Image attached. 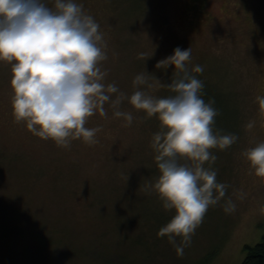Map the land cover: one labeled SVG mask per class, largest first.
Here are the masks:
<instances>
[{"label": "rangeland", "instance_id": "1", "mask_svg": "<svg viewBox=\"0 0 264 264\" xmlns=\"http://www.w3.org/2000/svg\"><path fill=\"white\" fill-rule=\"evenodd\" d=\"M43 2L53 7L54 0ZM76 2L100 26L107 45V59L98 65L107 72L103 83L119 89L111 100L124 94L119 110L133 120L128 125L115 117L108 102L107 115L97 113L85 125L101 129L95 144L76 139L65 148L36 137L13 116L11 65L0 61V264H240L243 246L264 235V180L242 156L264 142L256 100L264 97V0ZM189 47L186 68L202 67L191 74L204 85L201 98L214 100L218 112L214 133L238 139L210 150L225 196L208 208L178 255L159 235L174 210L145 190L159 176L152 138L160 123L128 98L137 90L174 95L162 85L177 79V70L156 65ZM141 74L146 83L135 85ZM229 199L233 212L224 210Z\"/></svg>", "mask_w": 264, "mask_h": 264}, {"label": "clouds", "instance_id": "2", "mask_svg": "<svg viewBox=\"0 0 264 264\" xmlns=\"http://www.w3.org/2000/svg\"><path fill=\"white\" fill-rule=\"evenodd\" d=\"M99 27L76 0H54L52 8L43 0H0V61L11 65L13 116L34 136L65 148L76 139L95 144L101 129L85 125L97 113L105 117L108 102L115 117L131 124L132 113L119 110L124 94L111 100L119 89L114 83H103L107 72L98 65L107 59V45ZM190 56V47L176 48L156 65L177 70L178 78L162 85L174 95L155 98L137 90L128 98L136 110L156 116L160 123V131L152 138L159 176L145 190L155 192L165 209L174 210L159 235L168 237L178 255H183L208 208L225 196L227 186L217 183L211 168L217 157L210 150L226 149L238 139L214 133L218 112L214 100L205 103L201 98L204 85L191 73L203 69L197 65L189 72ZM133 83L145 84V75L136 76ZM256 100L264 113V97ZM242 156L251 173L264 180V142L246 149ZM205 162L209 167H204ZM235 208L230 199L225 203L226 212Z\"/></svg>", "mask_w": 264, "mask_h": 264}, {"label": "trees", "instance_id": "3", "mask_svg": "<svg viewBox=\"0 0 264 264\" xmlns=\"http://www.w3.org/2000/svg\"><path fill=\"white\" fill-rule=\"evenodd\" d=\"M243 259L240 264H264V235L253 245L243 246Z\"/></svg>", "mask_w": 264, "mask_h": 264}]
</instances>
